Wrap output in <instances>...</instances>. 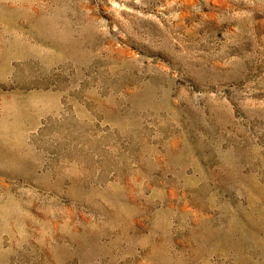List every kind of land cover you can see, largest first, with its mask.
I'll return each instance as SVG.
<instances>
[{
    "label": "rangeland",
    "instance_id": "374dc122",
    "mask_svg": "<svg viewBox=\"0 0 264 264\" xmlns=\"http://www.w3.org/2000/svg\"><path fill=\"white\" fill-rule=\"evenodd\" d=\"M0 264H264V0H0Z\"/></svg>",
    "mask_w": 264,
    "mask_h": 264
}]
</instances>
